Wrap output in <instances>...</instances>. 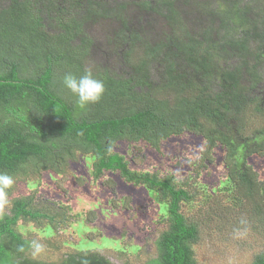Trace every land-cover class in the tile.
Listing matches in <instances>:
<instances>
[{
	"label": "trees",
	"instance_id": "1",
	"mask_svg": "<svg viewBox=\"0 0 264 264\" xmlns=\"http://www.w3.org/2000/svg\"><path fill=\"white\" fill-rule=\"evenodd\" d=\"M64 1L68 5L0 0V173L14 179L7 190L10 204L0 212V264H119L97 252L104 247L96 240L81 246L59 236L77 229L80 219L82 231H89L95 212L73 214L61 201L39 200L37 184L44 173L52 179L66 176L69 162L79 155L91 160L96 181L118 174L153 199L163 228L144 264H203L196 256L202 246H243L253 234L264 235V0H200L190 6L192 21L176 3L191 0ZM138 16L161 18L170 34L154 44L142 42L143 30L135 29ZM45 17L58 34L47 30ZM99 17L117 24V43L130 49L119 56L131 65L129 74L88 67L92 42L77 39L84 36L83 24ZM141 43L146 59L137 54ZM157 65L163 66L160 85L152 76ZM89 70L105 91L82 111L62 77ZM186 134L207 142L194 176L166 166L145 167V158L138 168L117 149L123 142L136 152L144 149L147 159L160 157ZM217 152L220 170L210 167ZM20 186L32 192L16 197ZM40 239L44 251L56 252V260L32 256L29 243ZM118 251L128 253L123 246ZM250 264H264V251Z\"/></svg>",
	"mask_w": 264,
	"mask_h": 264
},
{
	"label": "rangeland",
	"instance_id": "2",
	"mask_svg": "<svg viewBox=\"0 0 264 264\" xmlns=\"http://www.w3.org/2000/svg\"><path fill=\"white\" fill-rule=\"evenodd\" d=\"M199 1L191 0L190 5H185L181 1L176 3L180 7V13L183 14L184 18L192 21L194 19L192 18L193 10L190 6L196 5V2ZM101 3L104 4L105 1L102 0ZM60 4L68 5L64 0H60ZM202 4L204 5L205 1ZM206 4L208 7V5H211V1H206ZM215 6H217L216 3ZM130 7L132 11H135L134 7ZM203 12L205 13L204 10ZM67 16H69V13L64 15V17ZM135 20L138 21L137 28L135 27V29L141 28L144 33L142 42L154 44L170 34V29L159 17H143L142 19L141 16H138L135 17ZM44 24L52 35L59 33V30L56 28H48L50 27L48 17H45ZM116 25L111 20L102 19L101 17L97 18L96 22H94V19L93 22L87 21L83 24L84 36L82 35L80 39H77V43L81 39L92 42L88 63L89 68L94 69V71L100 67L109 69L113 74L120 76L130 73L127 71L130 70L131 65L128 64L129 67L123 64L122 58L119 57L123 51L126 53L130 49L127 46L122 47L117 43ZM136 48L139 58L146 59L142 49L143 44L141 43ZM130 57L131 61L136 60L135 56ZM236 65L237 61L234 59L233 67ZM221 66L226 67L227 65L221 63ZM161 71H163V66L157 65L152 75L158 85L163 80V77L158 80L162 74ZM188 71L189 75L187 76H190L191 71ZM197 79V81L201 82L200 77H197ZM248 83L249 81L244 82V85H248ZM173 141L165 149L164 154H161L160 157H154L150 154V159H147L148 157L144 149L143 152H139V150L136 152L137 150L134 147L129 149L123 142L117 144L118 147H116L128 159L132 161L136 160L132 164L133 166H136L140 160L143 161L145 158V167L150 168L155 165L166 166L169 170H175L180 176H190V173L194 176V171L204 163L203 158L208 150L206 146L207 142L195 134H186ZM77 158V161L69 162L66 176V173L61 176L55 174V179H52L49 177V173L46 172L44 173L43 180L37 184L40 187L39 200H42V202L45 200L61 201L63 204L70 205L73 208V214H80L82 212L87 214L91 211L96 213L95 219H92L91 224H88L89 227H86L89 231H82L84 226L81 225L82 221L80 219V224L76 227L77 229L71 228L70 233L68 229L67 232H62L59 236L61 238L67 237L68 241L70 238L71 244L76 245L85 242L87 239L91 241L96 240L94 244L97 246L100 244V246L104 247V249H99L97 252L101 253V255H108L115 263L144 264L145 260L154 254L152 242L159 234V230L163 228L162 223L159 222V216L155 215L157 210L153 199L148 197V194L144 191H140L133 186H128L118 174H106L96 181L92 176L91 160L81 155L77 156ZM212 158H215V160L210 163V167H216L217 170L222 169L220 167L222 153H213ZM205 174L210 181L212 176L208 173ZM198 180L201 181L202 178ZM32 181L36 183V180ZM209 181L204 180V183L207 184ZM200 184L204 185L203 183ZM31 192V189L20 186L15 191V196L18 197L17 195H20V193L26 194ZM199 198L204 200L203 195L199 196ZM123 203L127 204V207ZM191 210L188 209L186 212L188 216L193 214ZM22 225V222H19L17 226L20 228ZM21 229L26 231L25 228ZM125 232L126 236L122 239V234ZM246 241L243 246H238L237 243L229 245L227 242L223 244L218 242L207 247L202 246L198 249L196 256L203 264H250L254 260V256L264 251V235L258 236L257 234H253V238L248 237ZM39 242L43 245L46 244L41 239ZM127 245H136L139 249L129 250ZM81 246L83 245L81 244ZM106 246L108 248H105ZM121 246H123V249H127L128 253L126 255L118 251ZM66 248H63L61 252L65 253ZM52 251L50 247L48 251H43L39 256L42 260H56L57 255H53L56 252Z\"/></svg>",
	"mask_w": 264,
	"mask_h": 264
},
{
	"label": "clouds",
	"instance_id": "3",
	"mask_svg": "<svg viewBox=\"0 0 264 264\" xmlns=\"http://www.w3.org/2000/svg\"><path fill=\"white\" fill-rule=\"evenodd\" d=\"M62 86L70 91L75 97H77V105L80 110L84 111L90 104H95L102 98L105 86L102 80L96 79L92 72L86 71L85 74L77 77L72 73H66L62 77ZM14 184V179L7 173H0V212H2L6 206L10 204L8 199L7 190ZM242 225L246 224V220H241ZM237 234H240V230H235ZM31 254L35 258L44 251V245L39 240H32L29 243ZM25 249L23 246L19 248L20 252Z\"/></svg>",
	"mask_w": 264,
	"mask_h": 264
}]
</instances>
